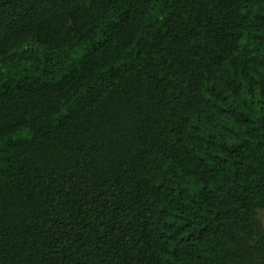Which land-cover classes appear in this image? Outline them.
Instances as JSON below:
<instances>
[{
    "label": "trees",
    "instance_id": "trees-1",
    "mask_svg": "<svg viewBox=\"0 0 264 264\" xmlns=\"http://www.w3.org/2000/svg\"><path fill=\"white\" fill-rule=\"evenodd\" d=\"M264 0H0V264H264Z\"/></svg>",
    "mask_w": 264,
    "mask_h": 264
},
{
    "label": "rangeland",
    "instance_id": "rangeland-1",
    "mask_svg": "<svg viewBox=\"0 0 264 264\" xmlns=\"http://www.w3.org/2000/svg\"><path fill=\"white\" fill-rule=\"evenodd\" d=\"M259 218L261 219L262 225L264 227V211H259Z\"/></svg>",
    "mask_w": 264,
    "mask_h": 264
}]
</instances>
